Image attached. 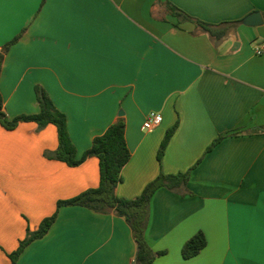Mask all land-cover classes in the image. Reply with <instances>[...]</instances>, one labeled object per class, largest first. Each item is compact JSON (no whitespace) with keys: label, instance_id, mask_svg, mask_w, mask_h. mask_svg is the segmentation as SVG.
Wrapping results in <instances>:
<instances>
[{"label":"crops","instance_id":"0c3cea01","mask_svg":"<svg viewBox=\"0 0 264 264\" xmlns=\"http://www.w3.org/2000/svg\"><path fill=\"white\" fill-rule=\"evenodd\" d=\"M166 2L225 35L179 22ZM254 13L261 23L245 25ZM8 43L0 72L8 118L38 113L41 86L66 116L77 159L123 118L130 159L116 196L133 199L160 173L189 172L184 187L150 199L145 237L164 252L153 264H264V53L253 52L264 43V0H9L0 51ZM150 112L162 121L141 130ZM56 147L53 125L0 124V264L57 201L98 184L95 157L68 166L53 158ZM198 231L206 245L183 258ZM135 251L122 217L61 206L16 264H131Z\"/></svg>","mask_w":264,"mask_h":264},{"label":"trees","instance_id":"16d2710c","mask_svg":"<svg viewBox=\"0 0 264 264\" xmlns=\"http://www.w3.org/2000/svg\"><path fill=\"white\" fill-rule=\"evenodd\" d=\"M165 6L169 13L176 17L179 22L191 21L215 38H221L225 35V31L216 29V25L194 19L169 2H166ZM9 44H6L0 51V72L3 54L7 51ZM34 91L39 104V112L31 115L23 114L13 118H8L3 112L0 94V124L7 130L14 129L21 122H33L38 128L53 125L57 134V147L53 152V158L68 166H76L87 157H95L98 160L99 179L96 187L89 188L73 198L57 201L56 210L50 216L45 217L35 230H27L26 236L19 241L16 250L9 254L10 264H16L21 252L32 241L40 239L47 234L56 219L57 210L61 206L71 205L83 206L100 213L111 212L116 216L122 217L129 226L136 245L135 264H153L155 258L164 252H155L149 246L145 237L150 199L158 188L166 187L176 191L178 188L184 187L189 180V172L170 175L160 173L143 188L137 197L133 199L119 198L115 194V188L121 182L123 166L130 159V152L125 141V123L123 118L119 117L101 135L94 137L91 146L81 158L77 159L76 148L67 129L65 114L54 106L49 95L41 86H35ZM174 128L167 130L160 143L157 151L159 162ZM223 137V134L220 135L207 148V151ZM205 245V236L201 231H198L184 242L181 248V255L185 259L191 258L198 254Z\"/></svg>","mask_w":264,"mask_h":264},{"label":"built area","instance_id":"2783aa9c","mask_svg":"<svg viewBox=\"0 0 264 264\" xmlns=\"http://www.w3.org/2000/svg\"><path fill=\"white\" fill-rule=\"evenodd\" d=\"M253 52L255 55H261L262 53H264V43H259L254 45ZM161 121H162V117L159 113L150 112L146 120L142 124L141 130H145V131L151 130L152 128L159 125Z\"/></svg>","mask_w":264,"mask_h":264},{"label":"water","instance_id":"95a60500","mask_svg":"<svg viewBox=\"0 0 264 264\" xmlns=\"http://www.w3.org/2000/svg\"><path fill=\"white\" fill-rule=\"evenodd\" d=\"M261 21H262V19H261V15H260L259 13H254V14L250 15L249 17H247L246 19H244L243 23H244L245 25L250 26V25H257V24H260ZM118 115H119V116L123 115V111L120 110V111L118 112ZM131 264H135V262L132 261Z\"/></svg>","mask_w":264,"mask_h":264},{"label":"snow or ice","instance_id":"6c2138e0","mask_svg":"<svg viewBox=\"0 0 264 264\" xmlns=\"http://www.w3.org/2000/svg\"><path fill=\"white\" fill-rule=\"evenodd\" d=\"M8 2H9V0H0V11L3 10L4 5H5L6 3H8Z\"/></svg>","mask_w":264,"mask_h":264}]
</instances>
